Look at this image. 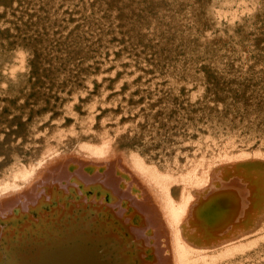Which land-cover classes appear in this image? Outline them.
Returning <instances> with one entry per match:
<instances>
[{
    "label": "bare ground",
    "instance_id": "obj_1",
    "mask_svg": "<svg viewBox=\"0 0 264 264\" xmlns=\"http://www.w3.org/2000/svg\"><path fill=\"white\" fill-rule=\"evenodd\" d=\"M91 1L92 0H84L87 8H89ZM93 1L94 3L91 4V6L93 7L96 16H100L101 13L105 11L107 14L105 18L100 17L93 24H91V27L89 26L88 28L89 30H86V32L88 31V33L90 31V33L93 34L96 33V34L95 35L92 34L91 37H89L91 35L89 34L88 36L89 39H87L88 37H85L86 35L83 36L82 38V34H81L82 32L80 30L78 31L75 30L72 37L71 38L69 37L70 38L69 43L71 44V46L69 47V43L67 45H64V49L66 48L65 51L68 50L67 48H71L67 52V55L63 54L65 53V51L63 50V52L62 51L57 52V53L59 52L61 53V55L59 53V58L62 61L54 57L56 60H58L56 61V65L57 63L59 66L62 63H63L62 65H67L66 67L72 69V71H70V69L67 68L66 70H69L68 72L75 75L73 77H77L80 80L83 79L84 76L82 77V74L84 73L81 72L80 74L79 72L81 71V69H79L80 68L79 66H78L79 68L76 66L77 61L80 58L79 56L85 57L86 55V58L89 57L87 58V60L90 59L91 61L94 60V58L93 60L91 58L94 56L93 50H95L91 48V46L93 45V41H91V39L96 40V43L98 44V46L102 47L101 48L102 50L114 49L115 47L120 48L122 50V47L124 45L122 40L123 37L125 40L124 41L125 44L130 43V45L128 44L124 46L125 48H123L122 50L124 51V49H126V52H123L124 60H122L121 62L129 58L128 60L125 61L126 62L125 64L124 62L122 63L124 67V65L126 66V64L127 65L130 64L131 59L132 60L134 58L136 59L134 55L131 56V59L128 56L131 55V49L133 48H134L133 50L136 49V47L133 46L135 45L137 46L138 43L136 44L135 42L141 41L140 39H137L139 34L140 37L147 34L146 37L147 39H145L144 37V39L147 41H145L144 43L149 42L150 40L149 36H151L152 33H150V29L147 27H151V29L153 28L152 26H154V24L151 20H153L154 17L155 20L156 18H160L161 23H163L164 21V23L168 26L170 25V23L169 24L167 23L170 20L169 19L170 14L172 16L171 18L175 19L173 15L176 11L171 12V8L173 10H176L177 7L183 8V6H185L186 9L185 10L182 9V10L185 11V14L188 13L187 15H189V17L191 14L188 11L190 5L192 6L191 8L194 9L193 11V9L190 8V11H193L195 13L199 11L198 16L201 15L203 12H205V14L207 12L208 13L207 16L213 15L212 16L213 18L211 16L207 18V16H205L203 13L202 17L198 19L197 16H195L196 14H194L193 16H195L197 20L195 21L194 17L192 18L191 16L190 21L191 22L193 21V23L196 22L195 23L196 25L195 24L192 25V23L190 25L195 26L196 29V26L197 28L200 25L202 26L201 23L204 21V20L202 21L203 17H206L207 19L206 18L204 19H206L207 21L209 20V18L215 19L214 21L215 24H213L214 23L213 22L212 25L211 22L213 20H209L210 22H206V20L204 21L205 24L204 27H207L205 30H207L209 26L211 30L217 27L219 31L223 30L227 34L226 35L225 33H222L223 31L220 32L226 35L225 36L226 40L221 38L218 40V37L222 35L218 32L219 35L217 36L216 31H218V29H215L216 30L215 32L214 31L210 32V30H207L205 32L202 30V33L204 32L206 33V35H204L205 33L202 34L200 31L202 29L200 26L199 31L201 34L200 33L199 34L201 35V38H203L202 35H204L203 39H205V37H207V34L212 33L211 35H214L215 33L216 34V37L214 38L215 41H213V39H210L207 43V41L204 40L207 44L206 43L203 44L204 41L203 42L201 41L202 43L200 44L199 41L195 42L196 40L194 39H197V37L194 34L196 38H194L193 39L194 42L193 41L192 42L196 44H192L189 40H192L191 35H193L192 32L194 28L185 29L186 28L185 26L188 24L184 25V23L188 21L190 18H187L186 20L185 18L187 17V15L184 16L183 11L179 13L181 10L179 12L177 11V13L175 14L177 20L175 19V21L177 23L176 27L178 28L179 26L180 29L179 31L177 30V28L175 29L174 26L175 24L172 22H171L172 25H170L171 28L173 27L175 31H178L182 39H185V37L182 36L183 34L182 31H186V32L190 31L191 34L190 32L189 33L187 32L188 34L186 33V35L191 37H189L188 40H181L180 38H175L174 37L175 33H174L172 34L174 35L173 36L174 38H172L170 42L173 40L174 43L177 41V45L178 43L181 45L187 44V46H189L190 48L192 47L191 49L194 50V52L196 51L195 49L198 50L197 52H200L199 49L202 50L201 48L204 47L205 45H206L205 47L207 46L209 47L210 45V47L213 49H219L221 48L220 46H222L220 42H223L225 40L224 42L230 43L232 41L229 40L233 38V37L231 38L230 36L234 35L233 34L234 31L232 32L231 29L230 31L229 28L230 26L232 27L233 22L231 24L229 22L230 24L229 26L227 25L228 24L227 19L226 21H222L224 16L223 18L221 17L222 15L225 14L224 11H226V14L229 15L230 19L233 18L232 21H234L235 23H236L234 19L235 16L238 15L241 16V14L244 15V13L245 16L249 15L246 13V11H244L243 13L239 11V6L237 7V5L240 4V2L238 3V1L235 2L234 0H233L234 2L232 0H221L223 7L227 6L226 4H228V6L231 5L232 10L234 11L235 8L233 5L236 6L237 8L235 9L236 12L233 13L232 10L228 11L226 8L218 7L220 6L219 3L217 2L218 0H215L216 3L212 2L213 7L211 5L210 0L199 1L200 4H197L195 0H163L164 1L162 3L163 6L159 5L161 4L159 0H156L157 2L159 1L158 5H155L156 3L153 0L152 1L155 4L153 2L151 3L150 0L149 5L144 3L139 4L143 0L141 1L140 0H93ZM249 1L250 2H247L246 0H242L241 3L244 4L246 3L248 5V6L244 5V7L246 6V8L248 7L252 8V9H246L247 11L250 10L255 11L256 8L255 6L258 4L257 7L259 8V10L257 9V11L263 13H259V14L258 12L256 13L264 18V11H263L264 4H262L264 1L260 2L261 1L260 0L259 2L257 1L258 2L257 3L256 0H253V4L251 3L252 0ZM73 2H75V0H0V200L4 199V201L2 200L3 203H7V205L2 204L4 206L0 210L4 215V212L8 211L9 208H11L10 205L13 204V203L12 204L9 203L15 200L12 198H16V197H12V198L10 197L26 190L34 182V180L37 179L39 174L43 172V169L47 167V165L50 166L51 164L53 165V162H56V158L62 156H73L78 159L79 158L84 159L85 161L87 160L106 161L107 159L110 160L113 159L114 158L113 156L116 157L119 156V159L121 158V160L127 165L130 172H132L135 175V177L138 178L145 186V188L147 189V194L151 198L150 200L152 202L148 200L146 196L147 194H144L145 196L143 195L144 197L142 198H144L145 200H142L143 202L134 198L132 201L133 204L130 202L133 206V209L128 210L130 208L127 206V211H125L121 206V199L123 195L115 186V184L118 183L117 182L118 180L116 177L114 178V176L110 177L111 175L109 173V176L105 177V181L104 183H102V186L105 190L108 181L112 184V188L110 189L109 195L112 194V197L114 199L111 205H109V208L107 206V203L103 204L104 206L105 204L107 206L104 211H102L103 209L96 210L94 208L92 210L91 209L86 210L85 207H81L82 208L81 209L80 208L81 205H80L79 207H75L76 211H70V210H67L68 212L65 211V214L62 215L63 217L58 216L59 214L58 212H56L54 213V215H51L50 217L49 215H44L42 218L37 219L32 215L31 220L28 219L25 220L24 215H26L27 213L32 214L34 211L37 210L36 208H39L41 210L43 206L45 205L47 206V204L49 203L51 204L54 203V200L51 199L52 195L47 200L42 201V199L38 197L36 190L35 192L31 191L32 192L31 193L30 190L28 191L27 189L26 192L23 193L25 195L28 194V196L22 195L27 197V199L26 198L23 199L20 206L18 207L19 211L16 212L13 216L8 214L9 216L6 217V220L3 222L5 224H12L13 227H15L13 225V223H15L16 228H19L20 230H18L16 234L7 235L5 232H3V234L0 235V264H135L137 262L136 260L137 258L136 259L133 258L132 260L130 258V255L128 254L129 250L132 253H134V251L137 250L134 256H138L139 264H145L144 262L149 252L155 255L154 264H264V100H260L258 89L247 88L244 91V95H245L244 101L239 104L240 112L243 114V121L240 122L230 120L229 118H221L220 115L221 104L224 103L225 101H229L231 99V94L233 95V93H230V95L226 97L223 96V99L221 100L219 97L215 96L216 89L214 87L213 89L214 93L213 94L211 93L212 94L211 97L208 96L210 94L208 92L211 91L209 90L207 92L208 93L207 102L203 104V102L200 99L201 93L203 94L204 92L203 85L201 87L200 85L199 87H197V83L193 81L194 83H196L195 86L196 88L194 87L195 88L194 90H191V92H189L186 96L184 95L185 99H181V98L179 99L178 97L179 89L175 90L176 88L174 89L173 87L171 88L170 86L171 90L168 87L166 90H169L170 92L167 93H163L162 92L163 90H161V88H160L161 91H158V93L156 91L152 94H149L151 93L150 91L147 92L148 94L146 95V98L144 97L145 100H143L141 103L140 101L137 100L138 99L137 96L136 100L139 102L137 103L136 100L134 99L136 96L135 94H134L135 96L132 94L134 96L132 97L133 100L130 99L132 95H130L129 97L126 95V94H131L130 92H128V90L126 91L127 92L125 94L126 96L124 95L125 92L122 93L123 95L120 92L119 94L121 95L118 94L117 96L116 95L109 96L107 91L108 89L105 88L106 87L105 84L103 85V83L101 82V80L103 81V79L101 78L107 76L104 75L106 73L104 74L102 73L103 70L102 72L100 71L99 74H96V72H94V76H96V78L93 80V82L98 81L101 83L102 86L100 85V83L99 84L97 83L99 87H97L98 89L95 88L94 93H91L93 94L92 95L93 97H91V95L89 94L90 99L87 98L85 99V95L91 92L92 89L91 87L93 82L91 81L92 83L90 84L89 83L90 80L88 79L85 81L81 80V85L82 82H85L86 83L85 86L87 88H85L84 86H83L84 88L82 86L79 87L78 85L75 87V85L79 82V80L77 79L78 82L75 84L77 80L73 82L74 80L72 81L71 79L72 76L70 77L69 73L67 74V71L65 70H61V72L59 71L57 73V76L56 75L54 76H56V78L58 79L56 81L62 82V84L59 83L58 85L61 86L64 85L66 89L64 88L63 90V88L61 89V87H59L57 90H55V88L58 86H56L55 88L51 87L53 82H55L54 84H56V81L52 80V77H50L49 78L50 80H47L46 82L44 80V84L39 83L36 86H34L35 94L33 98L29 97L28 93L33 89V87L31 86L32 84L30 83L31 77L29 73H30L31 62L34 60V49L40 52V56H41L40 57L41 59L37 61L39 67V71H38V77H39L40 73L42 74V72L45 70L49 62L46 61L43 58V56L45 55L46 58H49L50 55L51 57L54 55L52 53L47 54L51 51V47L52 50L54 48V46L51 45V43L54 42V38L52 37L54 36L53 35L54 33L51 34V31L59 27L60 19L62 21V16L64 14L61 12V9H65L63 7L66 5L71 7L73 5L72 4ZM187 2L188 3L190 2V4L187 5ZM248 3L252 4L251 5L252 7H250ZM153 4L154 6H152ZM176 4H178V6ZM120 5L122 8L120 7V9H118ZM193 5L195 7L197 6L196 10L198 7H201L200 10L198 9L197 11H195V7ZM139 6H143L144 9H140ZM204 6L207 8H209L208 6H210L212 10L210 8L208 10L204 9L205 8ZM215 6L217 7L214 9ZM165 7L167 8L166 13L169 14V11L171 12L169 16L165 13V9H166ZM243 8L241 5L240 9H242V11ZM155 9L158 13L155 12ZM217 9L218 11L222 9V11L218 12ZM215 10L216 13L222 14V15L219 14L220 15L219 18H221V21L219 20L218 15L215 14ZM124 12L126 13L125 14L126 17H124L125 15H123ZM153 12L154 15L160 14V16L162 17H159L157 15L153 17L152 16ZM238 12L241 14H238ZM42 13H44V17L40 19L39 14L41 15ZM256 13L253 14V12H251V14H253L254 17L249 19L246 18L250 22L248 21L245 22H247L246 24H248V26L251 25L250 28L252 29V31H254L253 29L254 26H252V23L255 25L257 29L259 26L260 27V30L258 29L259 32L256 30L255 31L256 35L255 32H253V34L251 31L248 32L249 29L247 30L243 28L246 26V25L244 26L242 25L244 21L241 22V25L243 27L242 26L240 27V23L238 21L239 23L238 31L242 30L241 32H243L244 29L246 31L244 32L247 35L251 33L252 34L251 36L253 37L254 35L256 36L254 38L251 36L245 37L243 36L245 33H243L241 37L247 38V39H243L246 42L248 41V38L253 40L255 39V42L250 41L251 44L250 45L248 44V46L251 48L254 47L253 49H258L259 47L261 50L260 51L259 49L255 50V55L257 51L258 52L257 54L260 53L259 54L260 56L259 55L258 56L261 58V55L264 54L262 53V51L264 50V49L262 50V48L264 47V34L262 32L264 25H259V23L255 24V22H258L256 21V17H258ZM177 14L179 16H177ZM251 14L250 16H252ZM180 15L181 17L182 16L184 17V19H182L184 21L180 20L181 19ZM72 16L74 15L72 14ZM128 16L132 18V23L130 21V17L128 20ZM245 16H241L242 17L241 20L245 19L244 18ZM165 17L166 18L168 17V19H166ZM235 18L237 19V17ZM66 19H67V15H66ZM120 19H122V21ZM162 19L164 20L162 21ZM117 20L119 22L121 21V24L123 22L124 24L125 22L128 23L129 21L128 24L131 23L132 25L135 26L124 25L119 28L116 23ZM198 20L202 22H200L199 24ZM158 21L156 22L157 25L160 24V21L159 22ZM75 22L76 21H74V23ZM222 22H227V23H225L224 26ZM260 22L263 23L262 21ZM197 23L199 26L197 25ZM207 23L209 26L207 25ZM216 24L218 25L216 26ZM181 25H184L183 26L184 30H181L182 29ZM211 26L213 29L211 28ZM218 26L221 27L224 26L225 28L227 27L226 28L227 30L223 29L224 27L221 28L222 30H220V27ZM157 28H159V26ZM157 28L154 27L152 30H155ZM245 28H249V27L246 26ZM162 29L165 28L162 27ZM5 30H9L10 32L9 37H7L4 34ZM168 30L170 29H167V33H168L167 35H170ZM142 31L143 33L146 34L142 35L141 34ZM238 31L236 30V36L237 34L241 35L239 34ZM45 32H47L48 35L42 36V34H44ZM48 32H50L51 36H49ZM111 32L112 35L110 36ZM132 32L136 33L135 38L138 41H136L135 38L133 39L134 41L132 40V35H131ZM156 32L157 31H154L155 35ZM228 32L232 33V35L229 36ZM158 33H160V31ZM79 34L81 35V37ZM119 34L122 35L120 36ZM164 35L159 36V38L164 37ZM211 35L209 34L207 38H211L212 37ZM74 36L75 38H73ZM77 36L80 37L81 40L80 42L81 44L79 43L80 45L77 44L80 41V40H76L79 39ZM109 36L111 38L116 37L117 43L120 42L122 46L118 44V46H120L118 47L117 43L110 42ZM236 36L235 38L240 37V36L239 37ZM257 36H259L260 38H258ZM157 37L158 34L156 35V37L152 35L151 36L152 42H149L152 43V45L149 46H151V48L154 49L153 50L154 53L156 51L158 53L159 51V49L156 50L158 47H155L156 45L155 39L159 40V38ZM226 37H228V39ZM82 39L84 40V42L86 40L87 45H89L88 44L89 40L92 42L91 43L92 45H90V47L87 46L88 50L85 49L86 42L83 43ZM161 39L159 40V42L161 41ZM130 40L133 41L132 43L135 44L131 46ZM143 41L144 40H142V42ZM162 41L161 43L165 45L166 49H168V47L170 46L168 45L169 42H165V37L163 41L164 43ZM260 42L263 43L262 46ZM72 43L76 45L75 48L74 45L72 46ZM96 43L94 46L97 48L95 52L99 50V52H97L99 55L102 50L100 51V49H98ZM144 43L142 45L141 43H139V45L140 47H144L145 49V47H147L149 43L146 44L147 46L144 45ZM174 43L172 44L174 45ZM217 43L220 44L219 47ZM252 43H256L254 44L255 46L254 45L252 46ZM197 44L198 45L200 44L199 47ZM242 44H244V42ZM77 45L79 46V48L83 45L84 48L83 46L81 48L85 49V51L82 50L81 48L78 49ZM257 45L258 47H256ZM47 46L50 51H47L48 50L46 49ZM185 46L186 45H184V47ZM245 46L247 49H249L247 43ZM61 47L63 48V46ZM240 47L242 46L240 45ZM138 48L139 47H137V49ZM251 48L249 49L250 51H252ZM75 49H78V51ZM187 49L189 48L187 47ZM80 50H82L81 55L80 54L78 55L77 52L79 53ZM140 50L142 52V49ZM222 50H224V48ZM56 51L57 49H55V52L53 51L52 52L56 53ZM70 51L72 53L68 55ZM240 51H242V53L244 54L243 49H240ZM150 52H152V49H150L148 53ZM252 52H254V50ZM57 53L55 56H57ZM71 54H74L73 55L74 58L77 54L76 57L79 58L78 59L75 58V61L73 59L74 61L73 62L70 57L72 56ZM187 54L190 55L191 53L187 52ZM222 54L223 55L221 56V58L225 59L224 62L226 63L230 62L231 60L237 62V60L243 56L242 54V56L239 57L240 54L238 56L236 54L235 57H232L231 55L227 53L225 54L223 52ZM152 55H154L153 52ZM160 55L161 54L159 53L157 54L159 58H156L157 56L155 57L154 55L155 61L161 59L165 63H168L169 61L168 57L165 56L168 59L167 61V59L165 58L166 60L165 61L164 58H162L164 54L162 56ZM227 55H229V57H227ZM246 55L248 56V54ZM246 55L243 56L245 58V62L253 61L252 58H254V55L253 57L250 56L251 58L247 57ZM212 56L215 57V55ZM61 57L62 58L65 57V59H62ZM67 57L71 59L70 63L68 62L69 58ZM84 57L82 61L86 63L87 60L85 61L86 58ZM170 57L171 56H169V58ZM256 57L257 56H255V58ZM120 58L123 59L122 57ZM229 59L230 61H226ZM64 60L67 62H64ZM108 60H109L108 62L107 61L105 62L110 63V59ZM116 60L117 59H115L116 65L118 64L122 67V65L119 64V62H117L119 59L117 61ZM129 60L130 62L127 63ZM134 60L133 63L131 62L133 65L135 63ZM82 61H78L79 63L78 65L83 64ZM135 61L137 62L135 64L139 65L140 60L138 61L137 59ZM143 62H141L142 65ZM186 62H189V64L187 65H190L191 63L190 60ZM212 62L215 63L214 61ZM212 62H209L210 65L209 64L208 65L213 66ZM254 62L256 64L259 63V61H254ZM206 63H208V61ZM219 63H222V61ZM132 64L129 65V67L133 66ZM157 64L158 63L156 62V65ZM172 64H174V61ZM71 65H73L72 68ZM138 65H134V66H138ZM143 66L142 68H144ZM158 66H160V64ZM126 67L124 69H126ZM42 68H44V70ZM99 68H103V67L99 66ZM217 69H222V68H218L216 66V71ZM73 70L75 71L77 70V72L74 71L75 73H72ZM111 70L113 72H116L113 69ZM120 70H118V72ZM86 71L87 70L83 72ZM126 71H124V73ZM62 72H64L65 75H63L64 73ZM89 73H87V75L86 74L84 75L88 76L87 78L90 77L93 79L92 73L91 74ZM124 73H122L121 76ZM134 73L132 71V75ZM157 73L159 74V72ZM58 74H60L59 75L60 77L58 76ZM61 74L63 75L64 78L61 76ZM66 74L67 76L69 75L67 77L68 79L66 78ZM100 74L102 75L100 76ZM97 75L99 76V78ZM124 75L126 77L127 72ZM142 75L145 74L142 72L141 76ZM218 75H224V74H218ZM128 77L131 78V76ZM143 77L145 78V76ZM84 79L86 78L84 77ZM160 79L158 80L160 81ZM104 80L106 79L104 78ZM120 80L121 81L115 83L116 89L117 87H119L118 84L122 82V78H120ZM71 82L72 84L74 83L75 85L71 86L70 85ZM155 82L156 80H154V84L156 85ZM219 82L224 85V80H220ZM190 83L192 85V81ZM140 86L138 87V89L140 88ZM188 86H190V84ZM150 87L152 88V86ZM212 88L213 87H211V89ZM140 91L141 88L139 89V92ZM139 92H137L138 93L137 95H139L143 91L140 93ZM45 94L47 95L48 99H50L49 102L45 100L46 98ZM145 94L146 93L143 92L141 95L145 96ZM204 94L206 95L205 92ZM141 95H139V97ZM79 97H83L85 100H83V98L82 100H79ZM205 99L202 98V100L204 101ZM177 101L178 102L182 101L180 102L181 104L184 101L185 103L184 105L182 104L183 106L185 105L188 106L190 103L195 102L194 104L196 105H194V107L197 106V108L193 110L194 107H192L193 111H189L191 109L190 108L188 110L190 106L186 107L187 108L186 109L185 107H182V105L180 106V104ZM187 101H189L188 105L186 103ZM76 103L79 105V107L76 106ZM178 106L180 107L176 108ZM117 166L119 167L122 166V168H124L123 165H117ZM232 168H236V171L244 169L243 171L247 170V171H252L254 173V176L256 177L258 183L256 184L254 195L250 196V199L249 197H247L249 203L250 201H252L253 203L251 202L252 205L248 210L243 211L242 209H240L239 213L236 214V212H238L236 211L233 214L234 217H238V218L242 216V220L241 222L239 220L240 223L238 225L236 224L237 226L234 228V230L228 233L226 236L225 235L218 236L215 238L212 237L209 238L210 236L208 237L207 235L202 236L200 230L196 227L195 222L193 221L196 215L200 213L201 210H203V208L199 203L201 202L200 198L207 193L209 187L214 181V178H217L216 173L218 172L222 173L227 170L229 171L232 170ZM90 180L91 179H88L86 182L85 188L87 187V189H90L91 187L88 184ZM100 185L98 187H100ZM27 191L30 192L31 194L29 195ZM90 191H92V188ZM143 193H146L145 190ZM105 196H106L105 200H107V194H105ZM110 197L111 196H108V198ZM6 198H8L10 201L8 199H7L8 201L5 200ZM207 198L208 197H206V199ZM83 203L85 204V202ZM151 203L153 205L149 206ZM212 208H214V206H212ZM1 212L0 214L2 215ZM129 212L131 214H128ZM88 213L90 215H88ZM115 216H117L120 220V221L118 220L117 224H114L116 223L115 222L116 220L114 218ZM218 218L219 216L215 218L214 228L221 229L226 225V223L224 220H222L224 221V223L218 226V224H216ZM137 219L138 221H136ZM113 225H117L118 228ZM118 229L123 231L120 232L118 231ZM12 230H16V229L13 228ZM44 239H46L45 242H43ZM4 240H6V243L3 244ZM116 259H120L118 260L119 262H117ZM134 261L135 263H133Z\"/></svg>",
    "mask_w": 264,
    "mask_h": 264
},
{
    "label": "rangeland",
    "instance_id": "obj_2",
    "mask_svg": "<svg viewBox=\"0 0 264 264\" xmlns=\"http://www.w3.org/2000/svg\"><path fill=\"white\" fill-rule=\"evenodd\" d=\"M141 1V0H140ZM156 3H154V2ZM151 0V3L153 2L155 5H158V2L160 1V3L161 4H159V5H162V3L164 2L163 0H159L158 2L156 1V0ZM199 1H206V0H195V2L197 3V4H200V2ZM211 1V5H212V7H213V4H212V2L214 3H216V1L215 0H210ZM233 1V0H232ZM231 1V2H232ZM235 2L236 1H238V3L240 2V4H238L237 5V7L239 6V11H241L242 13L244 12V11H246V13L247 14H249V15H247V16H245V13H244V15H242L241 13H239L238 12V14H241V16H245L244 18L246 19V18H253L254 17V15L253 14H255L256 12H258L257 11V9L259 10V8L257 7V5L255 6L256 8H255V11H252V10H250L251 12H253V14H251V12L250 11H247L246 9H252V8H246V6H248L246 3L244 4V3H241L242 2V0H234ZM233 1V2H234ZM247 2H250L249 0H246ZM259 2L260 0H256V2ZM264 0H261L260 2H263ZM218 3H219V5L220 6H218V7H222V8H226L228 11H231L232 10V6L230 5V6H228V4H226L227 6H222V3H221V0H218L217 1ZM245 2V1H244ZM257 2V3H258ZM94 3V1L92 0L91 2H90V6H89V8H87V6H86V3L84 2V0H75V2H73L71 5V7H72V9H71V7H69L68 5H66V6H64L63 8H65V9H61V12L64 14L63 16H62V21H63V23H62V21H61V19H60V21H59V27H57V28H55V29H53V31H51V34L52 33H54L53 35L54 36H52L53 38H54V42H52L51 43V45L52 46H54V48H53V50H52V47H51V51L49 50V48H48V46L46 47V49H48L47 51H50L49 53H47V54H50V53H52V54H54L52 57H51V55H50V60H49V58H46V56L44 55L43 56V58L46 60V61H49L48 62V64H47V66H46V68H45V70H44V68H42L44 71V73L42 72V74L40 73V76L38 77V71H39V67H38V64H37V61L38 60H40L41 58V56H40V52H38L36 49H34V60L31 62V67H30V73H29V75H30V77L32 78H30V83L32 84H30L32 87H33V89H32V91H30L28 94H29V97H32L33 98V96H34V94H35V88H34V86H36L37 84H39V83H41V84H44V80H45V82L47 81V80H50L49 78L50 77H52V80H54V81H56V80H58L57 78H56V76H57V73L60 71L61 72V70H65V71H67V74L69 73V75H70V77H71V79H72V81L73 82H75L78 78L77 77H73V76H75V75H73V74H71L70 72H68L69 70H66V66L67 65H62L61 63H59V64H61L60 66L58 65V63H57V65H56V61H58V60H61L60 58H59V53H57L58 51H62L63 52V50L65 51V49H64V45H67L68 43H69V40H70V38L72 37V35H73V33L75 32V30H80L82 33V38H83V36H85V37H88L89 36V34H91L89 37H91L92 36V34L93 33H90V31H89V33H88V31L86 32V30H89L88 28H89V26L91 27V24H93L96 20H98L100 17L101 18H105L106 17V11L105 12H103V13H101V15L100 16H96L95 15V12H94V9H93V7L91 6V4H93ZM150 4V0H148V1H145V0H143L142 2H140L139 4ZM251 3L253 4V0L251 1ZM254 3H255V1H254ZM154 4L152 5V6H154ZM188 4H190V2L188 3L187 2V5ZM230 4V3H229ZM236 4V3H235ZM249 4V3H248ZM252 4H249V6L250 7H252L251 5ZM262 4H264V2L262 3ZM177 6H178V4H176ZM175 5V6H176ZM181 5V4H180ZM215 5V4H214ZM224 5V4H223ZM233 5V4H232ZM241 5H242V8L244 7V5H246L244 8H243V11H242V9H240L241 8ZM255 5V4H254ZM260 5V4H259ZM163 6V5H162ZM176 6V7H177ZM182 6H183V4H182ZM194 6V5H193ZM234 6V8L235 9H237L236 8V6L235 5H233ZM77 7V8H76ZM120 7H121V5L119 6V8L118 9H120ZM151 7V6H150ZM149 7V8H150ZM168 7V6H167ZM175 7V8H176ZM181 7V6H180ZM190 8L192 7L191 5L189 6ZM195 7V6H194ZM197 7V6H196ZM196 7H195V11H197L198 9L200 10V8L201 7H198L197 8V10H196ZM205 7V6H204ZM210 9H211V7L210 6H208ZM217 6H215L214 7V9L216 8ZM70 8V9H69ZM82 8V9H81ZM122 8V7H121ZM139 8L140 9H144L143 8V6H139ZM166 8V7H165ZM178 8V7H177ZM176 8V10H173L172 8H171V12L173 11H176L175 13H174V15H173V17H175V19L177 20V18H176V16H175V14L177 13V11L179 12L180 10V12L179 13H181L182 11H183V13H184V16L185 15H187V14H185V9H186V7L185 6H183V8H178L177 9ZM190 8L188 9V11L191 13L190 14V17L192 16V18L194 17V19H195V21L197 20V18L199 19V18H201L202 17V14L204 13V15L205 16H207V12H206V14H205V12H203L201 15H199L198 16V12L199 11H197L196 13L195 12H193L194 11V9L193 8H191V9H193V11H190ZM209 8H207V7H205L204 9H209ZM233 8V9H234ZM182 9H184V10H182ZM213 9V10H214ZM235 9H234V11L232 10V13L233 12H236L235 11ZM254 9V8H253ZM68 10H70V11H68ZM83 10V11H82ZM147 10H148V8H147ZM163 10H164V8H163ZM170 10V9H169ZM212 10V9H211ZM217 11H218V9H217ZM222 11V9H220V11H218V12H221ZM223 11H224V9H223ZM264 11V10H263ZM155 12H157L156 11V9H155ZM164 12V11H163ZM167 12V8L165 9V13ZM170 11H169V14L171 13ZM201 12H202V9H201ZM248 12H250V13H248ZM45 13V12H44ZM44 13H42L41 15H43V16H41L40 14H39V18L41 19L42 17H44ZM81 13V14H80ZM158 13V12H157ZM214 13V12H213ZM223 13V12H222ZM224 13L226 14V11H224ZM259 13H263V12H258V14ZM72 14L74 15V16H72ZM79 14V15H78ZM126 13L124 12V14L123 15H125ZM168 16H169V14L168 13H166ZM165 14V15H166ZM194 14H196L195 16H197V18L195 17V16H193ZM215 14L216 15H218V18L220 17V15H222L221 13H216V10H215ZM225 14L224 15H222V17L221 18H223V16H224V18H223V20L222 21H226V19L228 20V24L227 25H229L230 26V24L232 23V27L230 26V28H229V30L231 29L232 30V32H233V36H230V35H232V33H230V32H228V35L232 38V39H230L229 41H231L230 43L229 42H224L226 39H225V36L227 35L226 33H225V31H223L221 28H223L225 25V23H227V22H222L223 23V25L224 26H218V27H220V30H222V31H219V29L216 27L215 29H218V31H216L215 29H213L212 28V26H211V28L213 29V30H211L209 27V25H208V23H207V25L209 26L208 27V29L207 30H210V32L212 31H216L217 32V36L219 35V33L220 32H222V33H225L226 35H224V34H222V33H220V34H222V35H220L219 37H218V40L221 38V39H225L223 42H220V44L222 45V46H220L222 49L224 48V50H222L221 48H219V49H213V48H211L210 47V45H209V47L207 48V47H202L201 49L202 50H200L199 49V51L200 52H197L198 50L197 49H195V46H194V49L196 50L195 52H194V50H192L189 46H187V44H184V45H186L185 47H184V45H181V44H179L178 43V45H177V41L174 43V41L172 40L171 42L172 43H174V45L170 42V40L172 39V38H180L181 40H188L189 39V37H191L192 36V40H189L192 44H196V43H193L194 42V40H196L195 42H198L199 41V43L201 44L204 40H206L207 41V43H208V41L210 40V39H213V41H215L214 40V38L216 37V34L214 33V35H211L212 33H209L212 37L211 38H207L208 37V35L209 34H207V37H205V39H203L204 38V35H206V31L207 30H205L207 27H204L205 26V24H204V21L208 18V17H212L213 15H209V16H207V18L206 17H203L202 18V21H200V20H198V23L200 24V22H202L201 24H202V26H201V30H200V26L198 25V23H197V25L199 26L198 28H197V26H196V29H195V26H191L190 24L192 23V25H194L195 23H193V21L191 22L190 20H191V18L189 17V15H187V17L185 18L186 20H187V18H190L188 21H186L185 23L184 22H182V23H184V25H186V24H188V25H186L185 27V29H193V32H192V34L193 35H191V36H188V35H186V33L188 32H190V31H182V36H184L185 37V39H182V37H181V35L178 33V31H179V29H180V27L178 26V28L176 27V21H175V19L174 18H171L172 16H171V14H170V22L168 21H166L168 24L170 23V25H172L171 24V22L172 23H174L173 25L175 26V29L177 28V30L178 31H175L174 30V28L172 27L171 28V26L169 25H166L165 23H164V19H162V21H163V23H161V19L160 18H156V20L158 21V19H159V21H160V24L159 25H157V21L155 20V15H157V14H155L154 15V12H153V17H154V19L153 20H151L152 22H153V24H154V26H152L153 28L154 27H158L159 26V28H157V29H155V30H152L151 29V27H147V28H149L150 29V33H152V35H154V37H156V35L158 34V37L157 38H159V36H163L164 34H166V35H164V37H165V42H169L168 43V45H170L169 47H168V49H166L165 48V45L164 44H162L161 43V41L163 40L164 41V37H161V38H163V39H161V38H159V40L161 39V41L159 42V40H156L155 39V43H156V45H155V47H158L156 50H158L159 49V51H161V52H159L158 51V53L159 54H161L160 56H162V58H164V60H165V58L166 57H168V59H169V61H168V59H167V61H168V63H165L163 60H161V62H160V60H157V61H155V58H154V55H155V57L157 56V51L154 53V49L153 48H151V46H149V45H152V43H149V42H152V40H151V36H149V44L146 42V43H144L145 41H147V40H145V39H147L146 37H147V34L146 33H143V31H142V35H144V34H146V35H144V36H142V37H140V34H139V38L137 37V39H140L141 41L139 42L136 38H135V34L137 33L136 31V33H134V32H132L131 33V35H132V40L135 38V40L136 41H138V42H135L136 44L138 43V45H139V43H141V45L144 43V45H146V44H148V48L147 47H145V49H144V47H140V45L138 46H133V47H136V49L135 50H138V51H135V50H133V49H131V55L130 56H128V57H130V59H131V56H133L134 55V57H136V59L134 58V57H132V58H134L135 60H137L138 59V61L140 60V63L141 62H143V65H142V63H141V65H140V63H139V65L141 66V68H140V66L138 65V64H135V63H137L134 59V65H138V66H134L132 63H133V60L131 59V62H130V60L127 62V63H129L130 62V64L129 65H133V66H130L129 67V65H127L126 64V66H128V67H126L125 65H124V67H123V65H122V63L124 62V64L126 63L125 61L126 60H128V59H126L125 61H123V62H121L122 60H124V58H123V52H126V49H124V51H122L123 50V48H125L124 46H126V45H130V43H126L125 44V40H124V38L122 37V40H123V43H124V45H123V47H122V50L120 49V48H114V49H101L102 47H100V46H98V44L96 43V40H92L91 39V41H93V45L91 44L92 42L89 40L88 42V44L89 45H87V42H86V40H85V42H86V45H85V49L86 50H88V47H90V45H92L91 46V48L92 49H97L96 47H94L95 46V43L97 44V47H98V49H100V54L98 55V53L97 52H99V50L98 51H96L95 52V50H93V52H94V56L93 57H91L92 58V60H93V58H94V62L93 61H91V59L90 60H87V58H89V57H87L86 58V55L83 53L84 51H85V49H83L84 48V46H83V48H81L82 50H84L82 53L85 55V57L84 58H86L85 59V61H86V63L84 62V61H82L83 60V57H81V56H79V57H76L77 56V54L79 55H81V51L82 50H80L79 51V53L77 52V54H76V56H75V58L76 59H78L79 58V60L78 61H82L83 62V64H81V65H78L79 63H78V61H77V64H76V66L79 68V69H81V71L80 70H78V71H80L79 73L81 74V72L82 73H84V74H86L87 75V73H89V74H91L92 73V77H93V79L92 78H87L88 76H86V75H84V74H82V77L84 76L86 79H84V77H83V79H81V80H83V81H85V80H90L89 81V83L91 84L92 82H93V80L96 78V76H94V72H96V74H99L100 73V71L102 72V70H103V74L104 73H106V74H104V75H107L106 77H100L101 79H103V81L101 80V82L103 83V85L105 84V88H107L108 90V94H109V96H114V95H118L120 92H121V94L123 93V92H125L124 93V95L127 93L126 91L128 90V92H130L131 94H126L128 97L130 96V95H134L135 96V100L137 99V96H138V101H140V103L143 101V100H145V98H146V95L148 94L147 92H151V93H149V94H152V93H154L155 91L158 93V91H161V90H163L162 92L163 93H167V92H170L169 90H166L168 87L170 88V86H171V88L173 87L175 90H177V89H179V93H178V97H179V99L181 98V99H185L184 97L189 93V92H191V90H194L196 87V83H197V87H199V85H200V87L203 85V90H204V92L206 93V95L204 94V92L203 91H201V92H203V94L201 93V97H200V99H201V101L203 102V104L204 103H206L207 102V99H208V97H207V94L208 93H214V87H215V89H216V93H215V96L216 97H219L221 100L223 99V96L224 97H226V96H228V95H230V93H233V95L231 94V99L229 100V101H225L224 103H222L221 104V112H220V115H221V118H229L230 120H234V121H238V122H240V121H243V114L240 112V109H239V104L240 103H242L243 101H244V97H245V95H244V91L247 89V88H253V89H255V88H257L258 89V92H259V97H260V100H264V54H262L261 55V58L259 57L260 55V53L259 54H257L258 52L256 51V55H255V50H258L259 49V51L261 50L259 47H258V45L256 46V47H258V49H253L254 47H249L248 46V44L250 45L251 43H250V41H252V42H255V39L253 40V39H250V38H248V41L246 42V41H244L243 39H247V38H242L241 36H242V34L243 33H245L246 31L244 30V29H249L248 30V32H252V34H253V32H255L256 30L258 31V29L260 30V27L258 26V29L255 27V25L252 23V26H254V31H252V29L250 28L251 27V25H249L248 26V24H246L247 22H245V21H248V22H250L249 20H245V19H243V20H241L242 19V17L240 16V15H238V16H235V17H237V19L234 17V19H235V21H236V23L234 22V21H232L233 20V18L232 19H230V17H229V15H227L226 14V16H225ZM250 14L252 15V16H250ZM257 14V13H256ZM257 14V15H258ZM66 15H67V19H66ZM78 15V16H77ZM166 15V16H167ZM183 15V14H182ZM256 15V16H257ZM41 16V17H40ZM75 16H77V17H75ZM157 16H159V17H162V16H160V14H158ZM177 16H179L178 14H177ZM255 16V17H256ZM260 15H258V17H256V21H258V22H255V24H257V23H259V25H264V18L262 17V16H260ZM84 17V18H83ZM124 17H126V15L124 16ZM129 17L130 16H128V20H129ZM180 17H181V15H180ZM239 17H241V18H239ZM263 19H262V18ZM166 18V17H165ZM204 18H206V19H204ZM213 18V17H212ZM217 18V19H218ZM221 18H219V20L221 21ZM80 19V20H79ZM166 19H168V17L166 18ZM171 19H172V21H171ZM182 19H184V17L182 16L181 17V19L180 20H182ZM194 19H192V20H194ZM216 19V20H217ZM240 19V20H239ZM259 19V20H258ZM79 20V21H78ZM83 20V21H82ZM121 21H122V19H120ZM124 20V19H123ZM125 20H126V18H125ZM124 20V21H125ZM175 22H174V21ZM179 20V19H178ZM209 20H213L212 22H211V25H212V23L215 21V19H210L209 18ZM207 21L206 20V22H210V21ZM74 21H76L75 23H74ZM78 21V22H77ZM82 21V22H81ZM121 21L119 22L118 20H117V25H118V27L120 28V27H122V26H124V25H132L131 23H132V18L130 17V21H131V23L130 24H128L129 23V21H128V23H126L125 22V24H124V22L121 24ZM158 21V22H159ZM182 21H184V20H182ZM238 21H239V23H240V27L243 25H246L247 27H249V28H245V27H243L244 29H243V32H241L240 30L238 31V25H239V23H238ZM242 21H244L243 22V24L241 25V22ZM260 21H262L263 23H261ZM69 22V23H68ZM188 22V23H187ZM205 22V23H206ZM217 22V21H216ZM229 22H230V24H229ZM254 22V21H253ZM71 23V24H70ZM118 23H120V24H118ZM180 23H181V21H180ZM221 23V22H220ZM63 24V25H62ZM82 24V25H81ZM152 24V25H153ZM213 24H215V22L213 23ZM234 24H236V25H234ZM136 25H137V23H136ZM184 25H181V27H182V29L181 30H184V28H183V26ZM196 25V24H195ZM218 24H216V26H217ZM222 25V24H221ZM132 26H135V25H132ZM228 26V27H229ZM62 27V28H61ZM162 27L163 28H165V29H162ZM189 27H191V28H189ZM263 27V26H262ZM81 28V29H80ZM126 28V27H125ZM136 28H137V26H136ZM136 28H134V29H136ZM227 28V27H226ZM225 27L223 28V29H226ZM68 29H70V30H68ZM149 29H148V31H149ZM162 29V30H161ZM167 29H170V30H168L169 31V34L170 35H167L168 33H167ZM173 29V30H172ZM241 29V28H240ZM145 30H147V29H145ZM164 30V31H163ZM197 30V31H196ZM201 31V33H202V30L203 31H205L204 33H202V34H204V35H202L203 36V38H201V33H200V31ZM227 30V29H226ZM228 30V31H229ZM230 30V31H231ZM236 30L239 32V34H241V35H238L237 34V36L239 37V38H235V36H236ZM263 30H264V28H263ZM262 30V32H263V34H264V31ZM66 31H67V33H66ZM92 31V30H91ZM119 31V30H118ZM117 31V32H118ZM141 31V30H140ZM148 31H145V32H148ZM154 31H157L156 32V35H155V33H154ZM160 31V33H158ZM163 31V32H162ZM165 31H166V33H165ZM175 31V32H174ZM192 31V30H191ZM245 31V32H244ZM120 32V31H119ZM118 32V33H119ZM177 32V33H176ZM209 32V31H208ZM219 32V33H218ZM241 32V33H240ZM247 32V33H248ZM259 32V31H258ZM261 32V33H262ZM49 33V36H51V34H50V32H48ZM85 33V34H84ZM88 35H87V34ZM121 33V32H120ZM138 33H139V31H138ZM175 33V36L174 35H172V34H174ZM187 33V34H188ZM200 33V34H199ZM230 33V34H229ZM4 34L7 36V37H9L10 36V32H9V30H5L4 31ZM96 34V33H95ZM95 34H93V35H95ZM163 34V35H162ZM190 34H191V32H190ZM194 34L196 35V37H197V39H194V38H196L195 36H194ZM251 33L250 34H244L243 36H245V37H247V36H251L252 35ZM259 34V33H258ZM262 34V35H263ZM45 36V35H48L47 34V32H45L44 34H42V36ZM78 35V34H77ZM80 35V34H79ZM112 35V32H111V34H110V36ZM120 35V34H119ZM122 35V34H121ZM120 35V36H121ZM150 35V34H149ZM255 35H256V32H255ZM254 35V37H256ZM261 35V34H260ZM58 36V37H57ZM109 36V37H110ZM174 36V37H173ZM228 36V37H229ZM236 36V37H237ZM70 37V38H69ZM79 39H76V40H80V37H81V35H80V37L79 36H77ZM89 37L87 38V39H89ZM131 37V36H130ZM144 37H145V39H144ZM228 37H226L227 39H228ZM251 37H253V36H251ZM253 37V38H254ZM258 38H260L259 36H257ZM73 38H75V36L73 37ZM261 38H262V36H261ZM51 39V38H50ZM194 39V40H193ZM203 39V40H202ZM257 39V38H256ZM53 40V39H52ZM51 40V41H52ZM75 40V39H74ZM83 40V39H82ZM121 40V39H120ZM119 40V41H120ZM142 40H144L143 42H142ZM167 40V41H166ZM175 40V39H174ZM243 40V41H242ZM50 41V42H51ZM97 41H98V39H97ZM134 41V40H133ZM133 41H131L130 40V42H131V46L133 45V44H135V43H132ZM162 41V42H163ZM193 41V42H192ZM202 41V42H201ZM49 42V41H48ZM81 40L77 43L78 45H80L81 43ZM83 43H85L84 42V40L82 41ZM95 42V43H94ZM110 42H112V43H117V38L116 37H110ZM159 42V43H158ZM238 42V43H237ZM244 42V44H242ZM249 42V43H248ZM256 42H257V40H256ZM75 43V44H76ZM80 43V44H79ZM82 43V44H83ZM154 43V44H155ZM162 45H161V44ZM164 43V42H163ZM206 42L204 41V43L203 44H205ZM206 43V44H207ZM232 43V44H231ZM246 43H247V46L249 47V49L251 48V50L253 51L254 50V52H252V51H250L249 49H247L246 48ZM118 44L119 45H121L120 44V42L119 43H117V46H118ZM199 44V45H200ZM218 44V47H219V43H217ZM254 44H256V43H252V46L254 45ZM260 44H261V46H262V44L263 43H261L260 42ZM74 44L72 43V46H73ZM77 45V46H78ZM99 45H100V43H99ZM143 45V46H144ZM163 45H164V47H163ZM167 45V44H166ZM198 45V44H197ZM199 45H198V47H199ZM240 45L242 46V47H240ZM61 46H63V48L61 47ZM71 46V44L69 43V47ZM75 46L76 45H74V48H75ZM88 46V47H87ZM122 46V45H121ZM176 46H178V47H176ZM202 46V45H201ZM255 46V45H254ZM260 46V45H259ZM260 46V47H261ZM50 47V46H49ZM68 47V46H67ZM118 47H120V46H118ZM137 47H139L138 49H137ZM150 47V48H149ZM187 47L189 48V49H187ZM238 47H239V49H238ZM79 48V46H78V49H80ZM55 49H57V51H56V53H57V56H55L56 55V53H53V52H55ZM68 50H66L65 51V53H63L64 55L66 54L67 55V52L71 49V48H67ZM78 49H75V50H77L78 51ZM140 49H142V52H141V50ZM150 49H152V52H153V54L154 55H152V52H150V53H148L149 52V50ZM192 51H191V50ZM204 49H206V50H204ZM222 50V52L223 53H227V54H229V55H231L232 57H235L236 56V54H237V56L239 55V57L240 56H242V51H240V49H243L244 50V54L246 53V54H248V56L247 57H249V58H251L250 56H252L253 57V55H254V58H252V60L253 61H251V62H248V61H246L245 62V58L243 57V56H245L244 54H243V58L242 57H240L238 60H237V62L236 61H230V59L229 60H226V61H230V62H224V60L225 59H222L221 58V56L223 55L222 54V52H221V50ZM264 49V47L262 48V50ZM105 50V51H104ZM109 50V51H108ZM204 50V51H203ZM209 50V51H208ZM210 50H211V52H210ZM218 50H220V51H218ZM226 50V51H225ZM47 51H45V52H47ZM53 51V52H52ZM73 51V50H72ZM110 51H112V52H110ZM188 53H191L190 55H188L187 54V52ZM201 51H202V53H201ZM208 53V55H207V53ZM225 51V52H224ZM229 51V52H228ZM264 51V50H263ZM262 51V53H264ZM87 52V51H86ZM109 52H110V54H109ZM204 52V53H203ZM209 52H210V54H209ZM238 52H240V53H238ZM70 53H72L71 51L68 53V55H70ZM102 53V54H101ZM242 53V54H241ZM249 53H250V55H249ZM46 54V55H47ZM144 55V56H142V55ZM235 54V55H234ZM60 55H61V53H60ZM72 56H70L71 57V59H72V61H73V59H74V61H75V58H74V54H71ZM109 55V56H108ZM114 55V56H113ZM126 55V54H125ZM147 55H150V56H147ZM209 55H215V57L214 56H209ZM229 55H227V57H229ZM259 55V56H258ZM166 56V57H165ZM169 56H171L170 58H169ZM226 56V55H225ZM255 56H257L256 58H255ZM48 57V56H47ZM57 58L58 60H56L55 58ZM66 57V56H65ZM65 57L64 58H62V59H65ZM120 57H122L123 59H121ZM213 57H214V59H213ZM232 57H230V58H232ZM246 57V58H247ZM263 57V58H262ZM67 58H69V57H67ZM67 58H66V60H67ZM98 60H100V61H98ZM103 58H104V61H103ZM110 59V63H106L105 61H109L108 59ZM125 58H127V57H125ZM156 58H159L158 56L156 57ZM208 58H210L212 61H214L215 63H213L210 59H208ZM248 58V59H249ZM54 59H55V61H54ZM70 59V58H69ZM68 59V62L70 63L71 62V59L69 60ZM112 59H113V61H112ZM115 59H119L117 62H119V64H121L122 65V67L120 66V65H116V62H115ZM174 59H176V60H178V61H176V60H174ZM228 59V58H227ZM254 59H256V60H254ZM52 60V61H51ZM142 60V61H141ZM188 60H190L191 61V63H190V65H187V64H189V62H186V61H188ZM208 61V63H206L207 61ZM62 61V60H61ZM60 61V62H61ZM73 61V62H74ZM89 61H91V62H89ZM152 61V62H151ZM153 61H155V62H153ZM163 61V62H162ZM166 61V60H165ZM173 61H174V64H172L173 63ZM222 61V63H219V62H221ZM254 61H259V63L258 64H256ZM64 62H67V61H65L64 60ZM88 62V63H87ZM101 62V63H100ZM112 62H114V63H112ZM150 64H149V63ZM156 62L158 63L157 65H156ZM160 62V63H159ZM209 62H212L213 63V66H212V68H214V69H212L211 68V66H209L210 64H209ZM76 63V62H75ZM99 63V64H98ZM104 63V64H103ZM112 63V64H111ZM146 63V64H145ZM164 63V64H163ZM228 63H230V64H228ZM238 63H240V64H238ZM253 63H255V64H253ZM261 63V64H260ZM67 64V63H66ZM73 64V63H72ZM101 64V65H100ZM103 64V65H102ZM152 64V65H151ZM155 64V65H154ZM160 64V66H158ZM162 64V65H161ZM171 66H169V65ZM176 64V65H175ZM209 64V65H208ZM218 64H219V66H218ZM227 64V65H226ZM105 65H108V66H105ZM116 65V66H115ZM225 65V66H224ZM74 66H75V64H74ZM87 68H86V67ZM89 66H90V68H89ZM99 66L100 67H103V68H99ZM105 66V67H104ZM142 66L145 68H142ZM146 66V67H145ZM155 66V67H154ZM163 66V67H162ZM174 66V67H173ZM175 66H176V68H175ZM215 66V67H214ZM216 66L218 67V68H222V69H217V71H216ZM69 67H70V64H69ZM73 67V65H71V68ZM82 67V68H81ZM116 67V68H115ZM119 67V68H118ZM126 67V69H127V71H126V69H124ZM133 67H134V70H133ZM169 69H168V68ZM85 68V69H84ZM92 68V69H91ZM136 68V69H135ZM173 68H175V69H173ZM224 68V69H223ZM234 68H235V70H234ZM67 69H70V68H67ZM74 69V68H73ZM89 69V70H88ZM100 69V70H99ZM108 69V70H107ZM111 69H113L114 71H116V72H113ZM116 69V70H115ZM120 69H122V70H120ZM130 69V70H129ZM188 69V70H187ZM85 70H87L86 72H83V71H85ZM90 70H92V71H90ZM111 70V71H110ZM118 70H120L119 72H118ZM129 70V71H128ZM133 71V75H132V71ZM139 70V71H138ZM142 70V71H141ZM243 70V71H242ZM70 71H72V69H70ZM75 70H73V72L72 73H75V72H77V70L74 72ZM108 71H109V73H108ZM121 71H123V72H121ZM124 71H126L127 72V75L128 76H131V78L130 77H128L127 75H126V77H125V73H124ZM156 71V72H155ZM185 71V72H184ZM111 72V73H110ZM115 74H113V73ZM142 74V72L145 74V75H142L141 76V74ZM157 72H159V74L157 73ZM169 74H168V73ZM191 72V73H190ZM248 72V73H247ZM62 73H64V72H62ZM122 73H124L122 76H121V74ZM130 73H131V75H130ZM157 73V74H156ZM194 73V74H193ZM253 73V74H252ZM255 73H256V75H255ZM67 74H66V78L69 76H67ZM95 74V75H96ZM111 74H113V75H111ZM161 74V75H160ZM163 74H165V75H163ZM167 74V75H166ZM176 75V77H175V75ZM178 74V75H177ZM218 74H224V75H218ZM241 74V75H240ZM247 75V77H246V75ZM43 76V78H42V76ZM54 75H56V76H54ZM60 74H58V76H59ZM63 75H65V73L63 74ZM63 75L61 74V76L63 77ZM102 74H100V76H101ZM103 75V76H104ZM109 75V76H108ZM111 75V76H110ZM137 75V76H136ZM150 75V76H149ZM151 75H152V77H151ZM169 75H170V77H171V79H170V77H169ZM218 77H217V76ZM244 77H243V76ZM249 75H250V77H249ZM91 76V75H90ZM98 76V75H97ZM121 76V77H120ZM134 76V77H133ZM143 76H145V78L143 77ZM161 76H162V78H161ZM164 76V77H163ZM34 77V78H33ZM54 77V78H53ZM60 77V76H59ZM151 77V78H150ZM155 79H154V78ZM166 77V78H165ZM174 79H173V78ZM255 77V78H254ZM64 78V77H63ZM62 78V79H63ZM98 78H99V76H98ZM104 78L106 79V80H104ZM120 78H122V82H120L119 84H118V86L119 87H117V89L115 88L116 87V82H118V81H121L120 80ZM125 78V79H124ZM127 78V79H126ZM129 78V79H128ZM160 79V81L158 80V79ZM243 78H244V80H243ZM248 78V79H247ZM68 79V78H67ZM71 79H70V81H71ZM92 79V80H91ZM166 79V80H165ZM183 79V80H182ZM246 79V80H245ZM78 80H79V82H78ZM76 82H75V84L73 83L72 84V82L70 83V85L72 86H74L75 85V87L78 85L79 87H85V88H87L85 85H86V83L85 82H82V85H81V80L80 79H78ZM128 80H129V82H128ZM154 80H156V85L154 84ZM181 82H180V81ZM192 81V85H191V81ZM220 80H224V85L223 84H221L219 81ZM92 81V82H91ZM127 81V82H126ZM143 81V82H142ZM162 81V82H161ZM167 81V82H166ZM169 81V82H168ZM174 81H175V83H174ZM185 83H184V82ZM186 81H187V83H189L190 84V86H188L189 84H187L186 83ZM196 82V83H194V82ZM107 82V83H106ZM181 84H180V83ZM55 82H53V84L51 85V87H53V88H55L56 86H58V87H56L55 88V90H57L59 87H61V89L63 88V90H64V88L66 89V87L63 85V86H61V85H58L59 83H61L62 84V82H60V81H56V84H54ZM88 83V84H89ZM100 83V82H98V81H94L93 83H92V89H91V92H89V93H87L86 94V92H85V99L87 98V99H90V96H89V94L91 95V97H93L92 95L93 94H91V93H94L95 92V88L96 89H98L97 87H99V85L98 84ZM154 85H153V84ZM158 83V84H157ZM89 84V85H90ZM132 84V85H131ZM147 84H148V87H147ZM161 84V85H160ZM193 84H194V86H193ZM54 85V86H53ZM69 85V86H70ZM98 85V86H97ZM100 85H101V83H100ZM140 86V88H141V91L140 92H144V93H146L145 94V96L144 95H141L142 93H140L139 92V89H138V87ZM204 85H205V87H204ZM212 85H214V86H212ZM94 86V87H93ZM102 86V85H101ZM135 88H134V87ZM138 86V87H137ZM150 86H152V88L150 87ZM158 86V87H157ZM165 86H167V87H165ZM175 86H177V87H175ZM179 86V87H178ZM83 87V88H84ZM89 87V86H88ZM149 87H150V89H149ZM195 87V88H194ZM211 87H213L212 89H211ZM68 88V87H67ZM104 88V87H103ZM115 88V89H114ZM144 88H146V89H144ZM159 88V89H158ZM160 88H161V90H160ZM164 88V89H163ZM171 88H170V90H171ZM94 89V90H93ZM109 89H110V91H109ZM137 89H138V91H137ZM153 89H156V90H153ZM187 89V90H186ZM68 90V89H67ZM70 90V89H69ZM105 90V89H104ZM134 90V91H133ZM145 90H146V92H145ZM209 90H211V91H209ZM173 91V90H172ZM209 91V92H208ZM110 92V93H109ZM137 92H139L140 94L139 95H141L140 97H139V95H137L138 93ZM161 92V93H162ZM208 92V93H207ZM160 93V92H159ZM121 94H119V95H121ZM208 95V96H212V94L211 95ZM123 95V94H122ZM125 95V96H126ZM131 96L130 97V99L131 100H133L132 99V97H134V96ZM185 95V96H184ZM84 96V95H83ZM206 97V99H205V97ZM45 100L47 101V102H49L50 101V99H48V97H47V95L45 94ZM145 97V98H144ZM209 97V98H210ZM32 98H31V100H32ZM55 98H57V97H55ZM82 98L83 97H79V100H82ZM140 98V99H139ZM143 98V99H142ZM202 98H204L205 99V101L204 100H202ZM84 98H83V100H85ZM136 100V102L137 103H139L138 101ZM135 102V101H134ZM178 102V101H177ZM180 102H182V101H180ZM180 102H178L179 104H180V106L183 104L184 105V101H183V103L181 104ZM187 103V105L189 104V101H187L186 102ZM195 103V102H194ZM193 102L192 103H190L188 106H183L182 105V107H189L188 108V110L189 111H193V110H195V108H197V106H195L194 107V105H196V104H194ZM225 103H226V105H225ZM193 105V106H192ZM76 106L77 107H79V105L76 103ZM180 106H178V107H176V108H179ZM192 107H194L193 108V110H192ZM175 109V108H174ZM187 109V108H186ZM114 157V158H113ZM113 157H110V158H113V159H107L106 161L104 160V161H89V160H87V161H85L84 159H81V158H76V157H73V156H62V157H59V158H56V162H53V165L51 164V166L50 165H47V167H45L44 169H43V172H41V174H39V178L37 177V179L36 180H34V182L27 188L28 189V191L30 190V192L31 191H34L35 192V190H36V192H37V195H38V197H40L41 199H42V201L44 200H47L51 195H52V198L51 199H53L54 200V203H49V204H47V206L45 205V206H43L42 208H41V210L39 209V208H36L37 210L36 211H34L32 214H29V213H27L26 215H24V219L26 220V219H28V220H31L32 219V215H33V217H36L37 219H40V218H42L44 215H49V217L51 216V215H54V213H56V212H58V216H60V217H63L62 215L63 214H65V211H67V210H70V211H76L75 210V207H79L80 205V208L81 207H85V209L86 210H88V209H103L102 211H104L105 210V208L108 206V208H109V205H111V203H112V201H113V197H112V194L111 195H109L110 194V189L112 188V184L108 181L107 182V185H106V189L104 190V188H103V186H102V183H104V181H105V177H107V176H109V173H110V177H112V176H114V178L116 177L117 178V182L118 183H116L115 184V186H116V188H118V190L122 193V195H123V197H122V199H121V206H122V208L125 210V211H127V206L130 208V209H128V210H132L133 209V206H132V204H133V199L134 198H136L137 200H140V201H142V200H145L144 198H142V197H144L145 195L144 194H147V189L145 188V186L142 184V182L138 179V178H136L135 177V175L132 173V172H130V170L128 169V167H127V165L121 160V158L119 159V156H113ZM118 162H119V164H118ZM120 163H122V164H120ZM110 165V166H109ZM117 165H123V167L124 168H122V166H117ZM126 167H125V166ZM110 167V168H109ZM112 168V169H111ZM123 170H122V169ZM237 168H238V166H237ZM109 169V170H108ZM126 169V170H125ZM234 169H235V171H234ZM77 170H79V171H77ZM237 170H239V169H237ZM244 169H242V170H239V171H236V168H232V170H227V171H225V172H222V173H216V176H217V178H214V181H213V183L211 184V186L209 187V190L207 191V193L206 194H204L201 198H200V201L201 202H199L200 203V205H201V207L203 208V210H201L200 211V213H198L197 215H196V217L193 219V221L195 222V225H196V227L200 230V232H201V234H202V236H210L209 238H215V237H218V236H226L228 233H230V232H232L233 230H234V228L241 222V220H242V216L241 217H234V213L236 212V211H238V212H236V214L237 213H239V211H240V209H242L243 211L244 210H248L250 207H251V202L252 201H250V203H249V201L247 200V197H249V199H250V196H253L254 195V190L256 189V184L258 183V181H257V179H256V177L254 176V173L252 172V171H247V170H245V171H243ZM128 171V172H127ZM229 172H231V173H229ZM234 172V173H233ZM84 174V175H83ZM248 175V176H247ZM246 176V177H245ZM118 177H119V179H118ZM135 177V178H134ZM250 177V178H249ZM121 178V179H120ZM250 180H249V179ZM254 178V179H253ZM88 179H91L89 182H88V184H89V186H91L90 187V189H87V187L85 188V185H86V182H87V180ZM136 179V180H135ZM137 180H138V182H137ZM253 181V182H252ZM94 182V183H93ZM121 182V183H120ZM134 182V183H133ZM137 182V183H136ZM98 183V184H97ZM113 183V182H112ZM243 183V184H242ZM101 184V185H100ZM130 184V185H129ZM33 185H35V186H33ZM100 185V187H98ZM140 185V186H139ZM89 186H88V188H89ZM96 186V187H95ZM91 188H92V191H90L91 190ZM95 188V189H94ZM123 188V189H122ZM26 189V190H27ZM73 189V190H72ZM26 190H24L23 192H26ZM89 190V191H88ZM96 190V191H95ZM144 190H145V192L146 193H143L144 192ZM27 191V193H29V195L32 193H30V192H28ZM65 191H66V194H65ZM95 191V192H94ZM23 192H21V193H17V194H15V195H13V196H11L10 198H12V197H16V198H12V199H15L14 201H12L11 203H9V204H12V205H10L11 206V208H9V210L8 211H5L4 212V215H3V213L1 212V210H0V212L2 213V215L0 214V235L1 234H3V232H5L7 235H11V234H16V232H18V230H20L19 228H16V224L15 223H13V225L15 226V227H13L12 226V224H5V223H3L5 220H6V217H8L9 215H11V216H13L16 212H18L19 211V209H18V207L20 206V204H21V202L23 201V199H27V197H25V196H28V194H24ZM33 192V193H34ZM43 193V194H42ZM92 193V194H91ZM20 194V195H19ZM63 194H65V195H63ZM105 194H107V200H105L106 199V196H105ZM249 194V195H248ZM22 195H25V196H22ZM136 195V196H135ZM144 195V196H143ZM64 196V197H63ZM108 196H111L110 198H108ZM147 196V198H148V200L150 201V202H152L150 199V197L148 196V194L146 195ZM206 197H208L207 199H206ZM85 198H86V200H85ZM146 198V199H147ZM253 198V197H252ZM8 198H6L5 200H7ZM83 199V200H82ZM203 199V200H202ZM3 201H4V199H2ZM2 200H0V203H1V205H0V209L4 206V205H7V203H3V201ZM9 200V199H8ZM7 200V201H8ZM2 201V202H1ZM7 201H5V202H7ZM10 201V200H9ZM82 201V202H81ZM116 201V200H115ZM147 201V200H146ZM83 202H85V204L83 203ZM132 204H131V203ZM143 202V201H142ZM104 203H107V206H106V204H105V206L103 205ZM199 203H198V205H199ZM253 203V202H252ZM2 204H4V205H2ZM102 205V206H101ZM153 204L151 203L149 206H152ZM229 205V206H228ZM212 206H214V208H212ZM86 207H88V208H86ZM208 207V208H207ZM211 209H210V208ZM107 208V209H108ZM82 209V208H81ZM106 209V210H107ZM11 210V211H10ZM10 211V212H9ZM54 211V212H53ZM68 212V211H67ZM6 213H7V215H6ZM202 213V214H201ZM9 214V215H8ZM128 214H131L130 212L128 213ZM224 214V215H223ZM88 215H90L89 213H88ZM217 216H219V218L217 219V223L216 224H218V226H220V225H222L223 223H224V221H225V223H226V225L224 226V227H222L221 229H216V228H214V225H215V218L217 217ZM194 217V216H193ZM115 218V222L116 223H114V224H117V222H118V220H119V218L117 217V216H115L114 217ZM222 220H224V221H222ZM237 220V221H236ZM239 220H240V222H239ZM120 221V220H119ZM136 221H138V219L136 220ZM211 223V224H210ZM212 223H214V224H212ZM3 224V225H2ZM237 224V225H236ZM5 225V226H4ZM6 226H7V228H6ZM113 226H115V227H117L118 228V226L117 225H113ZM13 228H15L16 230H12ZM5 229H7V230H5ZM116 229V228H115ZM5 230V231H4ZM118 231H120V232H122L120 229H118ZM229 231V232H228ZM9 233V234H8ZM226 233V234H225ZM126 234V233H125ZM3 237H5V236H3ZM16 238V237H15ZM14 238V239H15ZM46 241V239H44L43 240V242H45ZM4 243H6V240H4L3 241V244ZM15 243V242H14ZM136 252H137V250H135L134 251V253H132L130 250H129V255H130V258L133 260V258H137L136 260H137V264H139V260H138V256H134V254H136ZM133 254V255H131V254ZM151 253L149 252L148 253V255L146 256V259H145V264H154V259H155V255H153V254H151ZM120 255V254H119ZM130 258H128V259H130ZM117 260V262H119L118 260H120V259H116ZM135 260V261H136ZM135 261L133 262V263H135ZM132 263V262H131ZM135 263V264H136Z\"/></svg>",
    "mask_w": 264,
    "mask_h": 264
}]
</instances>
